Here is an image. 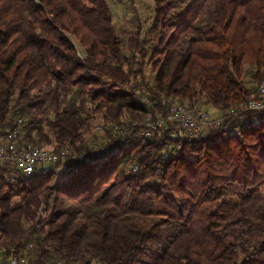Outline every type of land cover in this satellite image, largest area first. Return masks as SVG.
<instances>
[{"label":"trees","instance_id":"1","mask_svg":"<svg viewBox=\"0 0 264 264\" xmlns=\"http://www.w3.org/2000/svg\"><path fill=\"white\" fill-rule=\"evenodd\" d=\"M123 48L107 0H0V138L85 152L127 129L77 167L11 181L0 164V248L39 264H264V110L226 115L255 95L245 74L264 81V0H153ZM169 100L225 115L198 141L171 125L137 141Z\"/></svg>","mask_w":264,"mask_h":264},{"label":"built area","instance_id":"2","mask_svg":"<svg viewBox=\"0 0 264 264\" xmlns=\"http://www.w3.org/2000/svg\"><path fill=\"white\" fill-rule=\"evenodd\" d=\"M256 95L245 104L229 109L226 115H237L243 112L261 113L264 110V81L259 83L255 91ZM153 108V104L146 101ZM165 111L160 112L153 108V113L147 112L144 116L141 130L135 134V139L144 142L150 138L153 131L162 126L171 125L170 136L179 141H198L205 137L209 131L216 129L222 123L225 113L216 117H210L206 112L197 106H187L177 100L162 101ZM130 123V120H128ZM25 121L19 119L17 125L20 126ZM132 124H136L135 121ZM127 130V129H126ZM126 130H119L114 141L115 144H105L100 146H90L85 152H76L69 148L49 149L32 146L29 144L17 143V130L13 129L0 138V164L6 169L11 181L15 177L24 179L32 178L35 171L43 170L47 166L60 163V166L77 165L93 161L97 158L106 157L116 145L122 143L126 138ZM177 144L173 147V153L179 149ZM33 242H26L20 248L23 252L33 249ZM16 247L9 249L0 248V264H39L31 261L28 257L19 255ZM42 264H62L55 257H49Z\"/></svg>","mask_w":264,"mask_h":264},{"label":"rangeland","instance_id":"3","mask_svg":"<svg viewBox=\"0 0 264 264\" xmlns=\"http://www.w3.org/2000/svg\"><path fill=\"white\" fill-rule=\"evenodd\" d=\"M109 9L112 14V24L117 32V34L120 36L122 42L124 43V54L128 56L129 50H128V41L132 36H135L137 29L140 27L142 29V32L145 31L148 24L151 21V18L153 16V0H107ZM71 42L76 48V51L78 55L81 58L85 57L84 50L79 45L77 40L74 37H69ZM247 67L245 66V70ZM146 75L149 78L152 79V72L149 69V67L146 69ZM243 80L246 82V85L250 88H254L258 86L257 84L249 83V77L247 74L244 75ZM256 95V93H255ZM254 95V96H255ZM72 102H78L77 94L75 91H72L70 93H67L66 95L62 96V108H66L69 106ZM185 105H188L187 102H181ZM199 109L206 112L207 115L210 117H216L220 114L223 115V112L216 110L212 107H206L202 105V103L198 104ZM128 118V117H126ZM125 118V119H126ZM102 115L96 114L94 121H92V127H93V133H96L97 135L101 132V123H102ZM137 121V120H136ZM141 122V120H139ZM103 145V144H98ZM52 149L51 147H44ZM49 166H47L48 168Z\"/></svg>","mask_w":264,"mask_h":264}]
</instances>
